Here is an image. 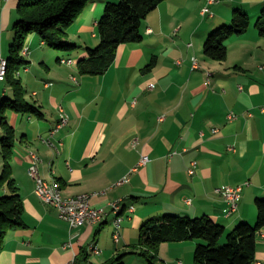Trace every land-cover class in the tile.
<instances>
[{
  "label": "crops",
  "instance_id": "1",
  "mask_svg": "<svg viewBox=\"0 0 264 264\" xmlns=\"http://www.w3.org/2000/svg\"><path fill=\"white\" fill-rule=\"evenodd\" d=\"M19 1L0 0V49L13 38ZM106 1L116 0H93L67 30L72 51L50 52L38 36L28 37L29 64L18 78L40 114L7 113L17 137L12 170L25 226L7 233L0 264H111L118 254L138 249L144 221L165 214L207 216L226 232L256 222L255 200L264 199V38L250 24L226 40L223 62L206 57L202 44L213 28L230 23L235 6L253 19L264 0L219 1L209 5L212 16L202 15L206 0H165L142 22L141 42L120 45L102 75H79L78 58L99 43L96 24ZM3 50L0 56L6 57ZM152 57L156 64L146 69ZM67 59L72 63L62 62ZM6 84L0 81V99L8 96ZM58 106L68 123L54 136L61 143L56 151L40 136L58 123ZM230 113L235 118L229 119ZM30 150L40 158V176L57 180L63 196L96 192L90 201L106 212L102 222L72 229L59 218L35 193ZM142 155L149 161L136 167ZM192 162L196 168L190 174ZM124 177L128 181L116 185ZM225 185L242 186L237 210L228 216L215 191ZM8 194L0 187V196ZM118 199L119 215L110 206ZM116 216L121 217L118 242ZM196 242L161 243L156 264H193ZM90 243L99 254L88 250ZM123 261L149 264L135 253ZM252 264H264V227L256 235Z\"/></svg>",
  "mask_w": 264,
  "mask_h": 264
},
{
  "label": "trees",
  "instance_id": "2",
  "mask_svg": "<svg viewBox=\"0 0 264 264\" xmlns=\"http://www.w3.org/2000/svg\"><path fill=\"white\" fill-rule=\"evenodd\" d=\"M93 0H20L16 6L18 18L14 21L13 38L6 56L8 67L5 80L12 88V98H4L0 105V137L4 160L0 174V187H7L9 194L0 196V251L7 233L23 228V203L13 176L16 133L8 121L9 111L20 114H40L26 99V89L18 78V72L29 61L22 51L28 37L35 34L48 47L56 51H72L75 46L67 39V30L82 15ZM165 0L106 1L96 29L99 43L87 47L86 54L78 58L76 70L79 75H102L114 62L118 47L122 44L142 41L141 25L148 14ZM254 24L264 38V4ZM250 16L241 8L232 10L229 25L213 29L202 44L203 54L223 62L227 57L226 40L247 31ZM68 60V59H67ZM156 64L152 57L146 69ZM257 217L254 225L243 222L226 232L225 227L207 216L187 217L165 214L144 221L139 227L137 250L120 253L111 264H124L123 258L138 254L149 264H156L161 243L198 241L194 247L193 264H252L255 260L256 235L264 227V199L255 200ZM226 236L224 244L220 238Z\"/></svg>",
  "mask_w": 264,
  "mask_h": 264
},
{
  "label": "built area",
  "instance_id": "3",
  "mask_svg": "<svg viewBox=\"0 0 264 264\" xmlns=\"http://www.w3.org/2000/svg\"><path fill=\"white\" fill-rule=\"evenodd\" d=\"M217 0H206V4L202 9V15H208L212 16L213 12L210 10L209 5L216 3ZM192 44L190 43L189 46ZM23 55H27L28 51L27 49H24L22 51ZM62 62L66 63H72L71 59L68 60H62ZM193 66L195 67V59H193ZM7 67L8 62L5 57L0 56V81H4L7 73ZM207 83H209V80H207ZM155 87L154 84H151L148 88L153 89ZM59 113L60 117L58 120V123L53 127L50 131H48L47 135L44 137H41V141L48 146L49 148L56 150L58 149L57 145H61L60 142H56L54 139L55 134L58 132V130L66 125L68 123V117L66 116L65 110L62 106H59ZM229 119L235 118L233 114L228 115ZM164 119V115L160 116L158 118L159 121ZM216 130H213L215 132ZM137 143V140L133 141V145ZM173 152L169 154V156H173ZM29 155L31 158V163L28 166V174L34 179L35 181V193L36 195L46 204L52 206L58 217L66 221L70 228H78L84 224L87 225H94L102 222L104 219V216L106 215V212L102 208L94 207L91 205V197L95 196L97 193H82L73 197H65L62 195L61 191V185L57 180H51L47 181L44 178H42L38 172L37 162L40 160L38 155L34 150L29 151ZM149 161V158L147 155H142L139 159L138 166H144ZM196 168V163L192 162L190 168L188 169V172L190 174H193ZM135 169V168H134ZM128 181L127 177L122 178L118 182H116V185L125 183ZM248 185V182L245 183ZM242 186L241 185H225L220 188H216L215 191L217 193H220L222 198L227 204V213L226 215H230L231 213L235 212L238 207V200L241 195ZM111 210L119 215V212L122 209V203L121 201L115 200L110 203ZM133 207L131 206L129 208V211H132ZM120 222L121 217L116 216L114 221V227L115 230L113 232V239L114 241L118 242L120 240ZM88 250L91 253L99 254L100 249L90 243L88 245ZM64 264H74V260H71L69 262H66Z\"/></svg>",
  "mask_w": 264,
  "mask_h": 264
},
{
  "label": "rangeland",
  "instance_id": "4",
  "mask_svg": "<svg viewBox=\"0 0 264 264\" xmlns=\"http://www.w3.org/2000/svg\"><path fill=\"white\" fill-rule=\"evenodd\" d=\"M95 1L98 2L99 0H95ZM119 1H120V0H116V1H112V2H116V3H117V2H119ZM219 1H221V2L223 3L224 0H217V2H219ZM217 2H216V3H217ZM234 5H236V4H234ZM236 8H237V7L235 6L233 9H236ZM233 9H232V10H233ZM211 11H212V10H211ZM212 12H213V11H212ZM231 13H232V11H231ZM259 13H260V10H259ZM259 13H258V14H259ZM258 14H256V16H255L253 19H252V17H251L252 15L249 14V16L251 17V23H250L251 25H254V24H255V22H256V20H257V18H258V17H257ZM80 16H81V15H80ZM206 18L208 19V17H206ZM13 23H14V22H13ZM226 25H229V24H226ZM215 28H216V27H215ZM215 28H213V29H215ZM213 29H212V30H213ZM212 30H211V31H212ZM211 31H210V32H211ZM210 32H209V33H210ZM209 33H208V34H209ZM38 38H39V37H38ZM11 41H12V40H11ZM10 43H11V42H10ZM10 43L7 44V46H5V48L0 49L1 52H2V50L4 49V50H3V54H4V55H8V47H9ZM25 48H26V47H25ZM47 50H49L50 52H55L53 49H50V48L47 49ZM47 52H48V51H47ZM63 52H64V51H63ZM29 53H30V52H28V54H29ZM6 83H7V81H6ZM6 85H7V87H8V83H7ZM10 87H11V86H9V87L7 88V94H8L7 98H12L11 95L9 96V94H11V91H12V88H10ZM2 100H3V99H0V105H1V103H2ZM58 116L60 117L59 106H58ZM59 117H58V118H59ZM21 124H22V125H25L26 122L24 121V122H22ZM21 132H22V131H20V134H21ZM3 133H4V131H3L2 127L0 126V137L3 136ZM46 135H47V134H46ZM46 135H45V136H46ZM41 137H44V136H40V142H42V141H41ZM16 141H17V140H16ZM42 143H43V142H42ZM43 144H44V143H43ZM3 165H4V160H3V156H2V152H1V144H0V174H1L2 169H3ZM254 224H255V222H253L252 225H254ZM223 238H224V241H223V242L220 241V243H219L220 245L224 244L225 241H226V239H225L226 236H225V235H224ZM221 240H222V239H221Z\"/></svg>",
  "mask_w": 264,
  "mask_h": 264
},
{
  "label": "bare ground",
  "instance_id": "5",
  "mask_svg": "<svg viewBox=\"0 0 264 264\" xmlns=\"http://www.w3.org/2000/svg\"><path fill=\"white\" fill-rule=\"evenodd\" d=\"M24 49H27V48H24ZM28 51V50H27ZM6 58V57H5Z\"/></svg>",
  "mask_w": 264,
  "mask_h": 264
}]
</instances>
